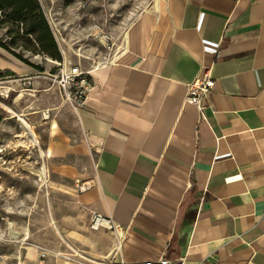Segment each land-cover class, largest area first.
Segmentation results:
<instances>
[{
  "label": "crops",
  "instance_id": "1",
  "mask_svg": "<svg viewBox=\"0 0 264 264\" xmlns=\"http://www.w3.org/2000/svg\"><path fill=\"white\" fill-rule=\"evenodd\" d=\"M96 59L75 61L93 84L76 108L0 48V72L31 88L6 121L33 133L82 222L97 213L125 229L119 252L94 231L97 259L81 264H264V0H157ZM204 69L212 131L184 104Z\"/></svg>",
  "mask_w": 264,
  "mask_h": 264
},
{
  "label": "rangeland",
  "instance_id": "2",
  "mask_svg": "<svg viewBox=\"0 0 264 264\" xmlns=\"http://www.w3.org/2000/svg\"><path fill=\"white\" fill-rule=\"evenodd\" d=\"M155 1L38 0L57 44L60 63L65 61L67 67L76 60L97 61ZM13 32L0 18L1 44L39 67L40 78L57 72L59 62L26 51L24 42ZM104 36L110 37L109 44L103 42ZM12 88L7 98L0 95V264H81L95 260L98 252L91 243L92 215L88 221H81L73 200L55 189L45 166L37 162L40 152L36 144L22 139L23 130L15 119L6 121L12 115L10 109L17 112L15 108L23 105V100L15 105V98L21 92H31L21 85ZM2 122L8 130H1ZM106 235L113 239L110 232Z\"/></svg>",
  "mask_w": 264,
  "mask_h": 264
},
{
  "label": "built area",
  "instance_id": "3",
  "mask_svg": "<svg viewBox=\"0 0 264 264\" xmlns=\"http://www.w3.org/2000/svg\"><path fill=\"white\" fill-rule=\"evenodd\" d=\"M105 44L111 42L110 37L104 36L102 38ZM57 72L50 74H43V77L49 80L51 86L55 87L60 94L61 101L72 107L82 108L88 98L93 84L91 80V71L83 70L79 65H65V61L61 64L58 63ZM42 75V74H40ZM10 82H19L20 85L29 88L30 82L28 78L13 79L9 76L0 75V95L4 98L8 97L10 89L5 87ZM214 88V80L211 77V70L204 69L201 75L196 78L192 83L186 86V95L184 104L193 106L198 113V126H205L212 131L208 118L205 112L204 103ZM92 188V184L78 183L77 192L84 193ZM91 229L94 231L103 229L111 233L114 239L115 251L121 250L122 244L125 239V229L119 225H116L109 217L93 213L91 217ZM183 258L179 259V263L182 264ZM108 264H123V263H108ZM139 264H172L166 259H159L155 262H143Z\"/></svg>",
  "mask_w": 264,
  "mask_h": 264
},
{
  "label": "trees",
  "instance_id": "4",
  "mask_svg": "<svg viewBox=\"0 0 264 264\" xmlns=\"http://www.w3.org/2000/svg\"><path fill=\"white\" fill-rule=\"evenodd\" d=\"M0 18L2 23L14 29L13 33L19 41L24 42L26 51L61 62L57 44L38 0H0ZM0 48L22 64L36 71L41 70L12 52L6 45L0 43ZM0 75L18 79L9 71L0 72ZM1 120L0 118V123Z\"/></svg>",
  "mask_w": 264,
  "mask_h": 264
},
{
  "label": "bare ground",
  "instance_id": "5",
  "mask_svg": "<svg viewBox=\"0 0 264 264\" xmlns=\"http://www.w3.org/2000/svg\"><path fill=\"white\" fill-rule=\"evenodd\" d=\"M77 57H79V58H82V56L81 55H77ZM23 98V94L21 93V94H19L18 96H17V101L18 100H21ZM15 117V116H14ZM18 121H21V119L20 118H18ZM22 123V122H21ZM29 136L31 137V139H30V142H32L33 144H36V140L35 139H33L32 137H33V133L30 131L29 132ZM42 176H44L45 175V172H44V170L42 169ZM75 253H76V255L77 256H81L80 254H81V252H77V251H74Z\"/></svg>",
  "mask_w": 264,
  "mask_h": 264
}]
</instances>
